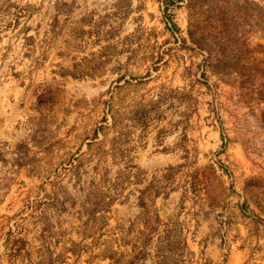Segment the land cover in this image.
<instances>
[{"label": "rangeland", "instance_id": "obj_1", "mask_svg": "<svg viewBox=\"0 0 264 264\" xmlns=\"http://www.w3.org/2000/svg\"><path fill=\"white\" fill-rule=\"evenodd\" d=\"M0 264H264V0H0Z\"/></svg>", "mask_w": 264, "mask_h": 264}]
</instances>
